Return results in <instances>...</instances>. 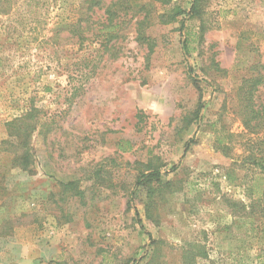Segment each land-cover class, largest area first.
I'll use <instances>...</instances> for the list:
<instances>
[{"label":"rangeland","instance_id":"rangeland-1","mask_svg":"<svg viewBox=\"0 0 264 264\" xmlns=\"http://www.w3.org/2000/svg\"><path fill=\"white\" fill-rule=\"evenodd\" d=\"M115 1L0 0V254L264 264V212L251 208L264 200V84L260 126L240 107L244 82L264 77V0H199L195 18L194 0ZM13 122L34 127L32 175L12 168ZM154 169L160 181L138 186Z\"/></svg>","mask_w":264,"mask_h":264},{"label":"trees","instance_id":"trees-1","mask_svg":"<svg viewBox=\"0 0 264 264\" xmlns=\"http://www.w3.org/2000/svg\"><path fill=\"white\" fill-rule=\"evenodd\" d=\"M112 8H115L116 10H120L122 8L123 10L126 9H133L132 7V1L131 0H116L111 4ZM144 10V9H141ZM200 8H199V0H194L192 10L189 13V16L191 18L198 17L200 15ZM117 11H113L110 9V11L107 12L109 16L110 23H113V20L116 17ZM184 14L183 12H178L177 15ZM149 13L147 12L146 16L143 18V20L138 21V41L146 42L149 41L150 38L145 35L144 26L148 24L149 20ZM178 16H173V20L176 19ZM115 29V26H112L109 30L112 31ZM150 51H153V46L150 45ZM264 70V67H263ZM264 84V77L258 76L257 78L250 79L248 81L244 82V86L241 88L242 92V106H240L241 113L243 115V122L247 128L254 129L261 125V123H257L254 126L251 124V120H257L259 119L260 115H262V111L257 110L255 107V102L253 100L254 94L257 92L259 87ZM264 111V109H263ZM28 117H31L34 115V110H31L28 114ZM34 130V127L29 123H24L23 125H20L19 122H13L10 124V137L13 139L11 144H15L17 142L16 151L14 159L12 160V168L16 169H22L24 172H27L28 174H33V166H34V151L30 144V136L32 131ZM160 170L154 169L148 174H143L142 177L138 180L137 185H147L152 183L153 181L159 182L160 180ZM66 187L72 189V191H75V196L83 199L84 193L82 190H78L75 187V184L73 182H69V184L66 185ZM7 192V187H0V192ZM261 197L264 199V188L261 190ZM263 204V206H262ZM259 205L261 206L264 212V200H256L251 205V208H255V206ZM15 219L6 220L3 223L2 231L5 232L7 229H12V226L14 227ZM4 234V233H2ZM198 254H197V253ZM199 251H187L185 253L184 259L187 261V264H189L190 261L196 260V258L199 255Z\"/></svg>","mask_w":264,"mask_h":264},{"label":"crops","instance_id":"crops-1","mask_svg":"<svg viewBox=\"0 0 264 264\" xmlns=\"http://www.w3.org/2000/svg\"><path fill=\"white\" fill-rule=\"evenodd\" d=\"M35 247V246H33ZM26 246L23 245H12L9 249H12L11 251L8 250V255H2L0 254V263L1 264H23L22 262L24 260H26V255H24V250H25ZM20 249H22V252H18ZM35 250V248H34ZM10 252L15 253L16 255H18L17 257L13 256L11 258ZM39 252V251H38ZM36 251V255L33 254V257H29L28 259H32L29 261L30 264L34 263V264H38L39 262V253ZM2 255V256H1Z\"/></svg>","mask_w":264,"mask_h":264}]
</instances>
